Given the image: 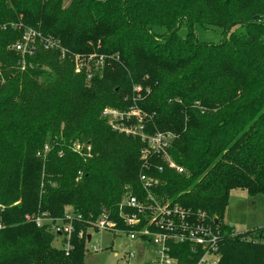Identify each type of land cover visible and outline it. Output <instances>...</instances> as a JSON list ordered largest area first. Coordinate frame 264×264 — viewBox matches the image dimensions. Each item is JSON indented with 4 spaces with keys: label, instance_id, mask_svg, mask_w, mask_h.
Segmentation results:
<instances>
[{
    "label": "trees",
    "instance_id": "obj_1",
    "mask_svg": "<svg viewBox=\"0 0 264 264\" xmlns=\"http://www.w3.org/2000/svg\"><path fill=\"white\" fill-rule=\"evenodd\" d=\"M66 1L0 0V264H83L84 237L66 255L25 215L70 206L85 220L117 217L125 193L139 194L143 164L158 198L218 230L215 264H264V224L222 223L232 190L264 196V0ZM195 24L222 40L200 42ZM24 27L59 40L64 58L40 44L22 57L11 46ZM72 54L102 56V74H75ZM131 93L147 132H171L166 153L185 174L142 157L146 143L103 119ZM173 253L177 264L198 258L184 244Z\"/></svg>",
    "mask_w": 264,
    "mask_h": 264
},
{
    "label": "built area",
    "instance_id": "obj_2",
    "mask_svg": "<svg viewBox=\"0 0 264 264\" xmlns=\"http://www.w3.org/2000/svg\"><path fill=\"white\" fill-rule=\"evenodd\" d=\"M38 44L45 50H59L61 57L64 58L66 51L60 45L59 40L44 38L38 31L30 27L23 28L20 40L14 43L11 48L23 57L24 55L33 54ZM91 55L94 59L97 57V54H89L88 56ZM88 56L72 54L70 59L74 60V73H83L89 80L92 75L84 68L86 60L89 59ZM99 61L102 65V56H99ZM21 68H24L23 61ZM135 108L137 107L132 106L130 113L136 116ZM106 109L111 108H104L101 114L102 117L112 120L111 117L107 116V111L111 113L112 111ZM113 112L118 114L117 119L123 118L118 112ZM139 119L141 120L142 117L139 116ZM146 138H150V140L146 143L142 157L145 158L150 153L156 154L165 160L169 168L182 172L183 169L170 160L166 153L172 139L171 136L167 138L165 135L158 133ZM164 139H167L166 142ZM148 169L149 167L143 164V171L139 174V194L132 191L125 193L118 206L117 217L112 211L102 210L93 220H85L72 207L68 206L58 216H52L47 212H39L25 215V220L34 223L37 227L48 230L66 255L72 248L71 240L74 234L80 238L84 237L87 244L90 243L92 234L89 230L91 229L95 232H109L114 238L118 234H124L128 241H136V245L139 246L142 244L153 245L156 264H177L178 258L173 251L175 246L180 244L186 245L190 253L196 254L198 258L195 264H215L217 259L211 260L209 255L217 254L218 258V232L213 231L209 225V220L204 215L197 217L196 214H193L179 203L158 198L154 194L156 179L146 173ZM158 169L161 170V167ZM3 208L4 206L0 204V212ZM119 221L122 225L121 228L117 226ZM3 227L4 224L0 220V229ZM88 235H90L89 241H87ZM98 250L101 249L97 246L92 247L93 252ZM86 251L88 252L90 249H86ZM113 255L120 260L119 264H129L130 259L134 257L133 252L130 250H125L120 254L114 250Z\"/></svg>",
    "mask_w": 264,
    "mask_h": 264
},
{
    "label": "rangeland",
    "instance_id": "obj_3",
    "mask_svg": "<svg viewBox=\"0 0 264 264\" xmlns=\"http://www.w3.org/2000/svg\"><path fill=\"white\" fill-rule=\"evenodd\" d=\"M69 1L70 0H67L65 2V5H67ZM213 11L214 8L209 4V13H213ZM194 30L200 42L217 43L220 42L223 38V30H220L219 28L214 27L212 25L204 26L200 24H195ZM184 33L185 29L181 28L179 30V34L184 35ZM88 57L89 59L86 60L84 66L85 70L89 71L91 73L90 75L92 76H100L102 74L103 68L99 61V56H97L95 59L92 58L93 55ZM72 62H74V60ZM43 67L47 68L45 64ZM137 88L138 85L135 84L132 86L131 91L134 92V90ZM131 95V102L127 108L120 109L111 106L104 107L111 108L106 110L112 111V113L107 111V116L111 117L112 120L103 117V119L110 126V128L118 133H124L125 135L137 137L144 143H148L150 140V138L146 137H150L158 133L161 135H165L167 138H169V136L173 138L171 132L168 131H155L153 133H149L145 130L147 120H149L150 118L147 116L146 120L139 119V116L145 117L147 114H141L139 109H137L138 107L136 106L137 97H134V93H131ZM132 106L137 107L135 108V111L137 113L136 116L130 113V109ZM113 111H116L121 114L123 118L121 117V119H117L118 114L114 113ZM166 140L167 139H164L165 142ZM83 152H86V150H83ZM184 172L185 170H182V174ZM222 223L226 224L229 227H232L234 231L238 232L262 226L264 224V196L260 194L250 195L246 190L242 189L232 190L228 198V205L225 211V215L222 219ZM213 231L218 232V230L216 231L214 229ZM89 232L92 234V239L89 244H87L84 240L85 256L83 264H119L120 260L116 259L113 255L114 250H116L119 254L125 250L132 251L134 257L130 259L129 264H156L155 248L151 244H142L140 246L136 245V241H128L124 234H118L116 238H114L113 235H111V233L109 232H95L91 229L89 230ZM52 245L54 247H60V244H58L56 241H53ZM93 246H97L101 250L93 252ZM86 249H90V251L87 252ZM215 258L217 259V254H214L213 256L209 255V259L213 260Z\"/></svg>",
    "mask_w": 264,
    "mask_h": 264
},
{
    "label": "water",
    "instance_id": "obj_4",
    "mask_svg": "<svg viewBox=\"0 0 264 264\" xmlns=\"http://www.w3.org/2000/svg\"><path fill=\"white\" fill-rule=\"evenodd\" d=\"M89 240H90V235L87 236V241H89Z\"/></svg>",
    "mask_w": 264,
    "mask_h": 264
}]
</instances>
